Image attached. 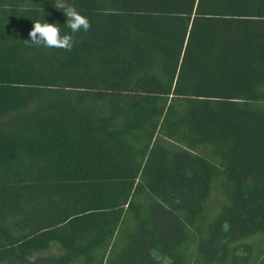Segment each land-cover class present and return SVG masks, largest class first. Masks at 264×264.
<instances>
[{
    "label": "trees",
    "instance_id": "1",
    "mask_svg": "<svg viewBox=\"0 0 264 264\" xmlns=\"http://www.w3.org/2000/svg\"><path fill=\"white\" fill-rule=\"evenodd\" d=\"M67 2L0 0V264H264V0Z\"/></svg>",
    "mask_w": 264,
    "mask_h": 264
},
{
    "label": "clouds",
    "instance_id": "2",
    "mask_svg": "<svg viewBox=\"0 0 264 264\" xmlns=\"http://www.w3.org/2000/svg\"><path fill=\"white\" fill-rule=\"evenodd\" d=\"M53 7L63 12L66 17L65 25L71 34L62 35L57 24L42 22L38 19L33 21L32 28L28 33L29 39L23 42L29 46H42L46 49L55 48L70 52L75 44L74 34L81 31L87 33L91 24L88 18L80 14L67 0H55Z\"/></svg>",
    "mask_w": 264,
    "mask_h": 264
},
{
    "label": "rangeland",
    "instance_id": "3",
    "mask_svg": "<svg viewBox=\"0 0 264 264\" xmlns=\"http://www.w3.org/2000/svg\"><path fill=\"white\" fill-rule=\"evenodd\" d=\"M248 243L251 244L254 252L258 251L259 249L264 248V234L254 236L248 240Z\"/></svg>",
    "mask_w": 264,
    "mask_h": 264
}]
</instances>
